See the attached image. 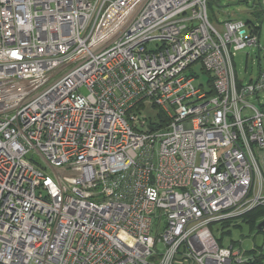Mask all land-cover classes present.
<instances>
[{
  "label": "built area",
  "instance_id": "1",
  "mask_svg": "<svg viewBox=\"0 0 264 264\" xmlns=\"http://www.w3.org/2000/svg\"><path fill=\"white\" fill-rule=\"evenodd\" d=\"M208 1L0 0V264L251 261L210 226L264 204L258 33Z\"/></svg>",
  "mask_w": 264,
  "mask_h": 264
},
{
  "label": "rangeland",
  "instance_id": "2",
  "mask_svg": "<svg viewBox=\"0 0 264 264\" xmlns=\"http://www.w3.org/2000/svg\"><path fill=\"white\" fill-rule=\"evenodd\" d=\"M254 0H209L207 4V16L209 22L221 31L225 21L249 22V25L258 30V46L247 47L237 51L232 56V64L235 77L241 83H248L255 80L259 72H264V0H255L257 3L252 6ZM259 3V4H258ZM148 49H155V43L149 44ZM194 72L198 76L195 85H203L207 88L208 75L205 74L199 64L194 66ZM81 93L85 91L82 89ZM250 103L258 106L255 98L248 99ZM259 103L264 105V91L259 94ZM141 116L148 122L158 123L159 110L150 103L140 110ZM36 160L45 168L46 173L53 175V171L46 167L43 161L36 157ZM264 207V204L258 206ZM262 221V220H261ZM246 223L243 219H233L227 223H216L210 226V231L218 244L222 247L233 246L244 253L256 250L264 256V228L257 230ZM158 233L153 229L152 235ZM162 244L156 245V250L160 252Z\"/></svg>",
  "mask_w": 264,
  "mask_h": 264
},
{
  "label": "trees",
  "instance_id": "3",
  "mask_svg": "<svg viewBox=\"0 0 264 264\" xmlns=\"http://www.w3.org/2000/svg\"><path fill=\"white\" fill-rule=\"evenodd\" d=\"M257 29L256 31L258 33ZM158 117L161 123L165 122L163 116L158 115ZM241 219H243L246 223L250 224L251 227H254L258 222H261V220L264 219V207H257L251 210L250 212L245 213L243 216H241ZM246 255L251 258V261L247 264H264V256L256 250H251L246 253Z\"/></svg>",
  "mask_w": 264,
  "mask_h": 264
},
{
  "label": "water",
  "instance_id": "4",
  "mask_svg": "<svg viewBox=\"0 0 264 264\" xmlns=\"http://www.w3.org/2000/svg\"><path fill=\"white\" fill-rule=\"evenodd\" d=\"M264 228V219L257 225L256 229L259 231Z\"/></svg>",
  "mask_w": 264,
  "mask_h": 264
}]
</instances>
